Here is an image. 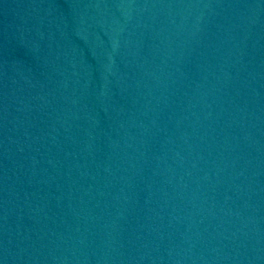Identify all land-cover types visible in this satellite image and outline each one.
Wrapping results in <instances>:
<instances>
[{"label": "water", "instance_id": "95a60500", "mask_svg": "<svg viewBox=\"0 0 264 264\" xmlns=\"http://www.w3.org/2000/svg\"><path fill=\"white\" fill-rule=\"evenodd\" d=\"M0 264H264V0H0Z\"/></svg>", "mask_w": 264, "mask_h": 264}]
</instances>
